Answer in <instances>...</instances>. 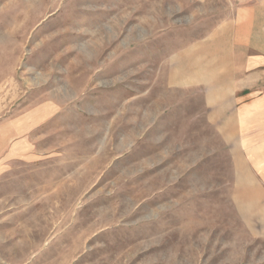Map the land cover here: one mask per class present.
<instances>
[{
  "label": "rangeland",
  "instance_id": "1",
  "mask_svg": "<svg viewBox=\"0 0 264 264\" xmlns=\"http://www.w3.org/2000/svg\"><path fill=\"white\" fill-rule=\"evenodd\" d=\"M229 7L0 0V264H264L232 155L163 94L166 58Z\"/></svg>",
  "mask_w": 264,
  "mask_h": 264
},
{
  "label": "crops",
  "instance_id": "2",
  "mask_svg": "<svg viewBox=\"0 0 264 264\" xmlns=\"http://www.w3.org/2000/svg\"><path fill=\"white\" fill-rule=\"evenodd\" d=\"M228 2L224 17L166 58L163 94L191 95L178 114H203L230 152L236 214L264 237V0ZM48 103L31 114H51ZM11 119L5 134L0 125V155L14 137Z\"/></svg>",
  "mask_w": 264,
  "mask_h": 264
},
{
  "label": "bare ground",
  "instance_id": "3",
  "mask_svg": "<svg viewBox=\"0 0 264 264\" xmlns=\"http://www.w3.org/2000/svg\"><path fill=\"white\" fill-rule=\"evenodd\" d=\"M78 54H80V53H78ZM49 108H51V106H49Z\"/></svg>",
  "mask_w": 264,
  "mask_h": 264
}]
</instances>
